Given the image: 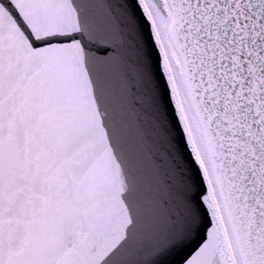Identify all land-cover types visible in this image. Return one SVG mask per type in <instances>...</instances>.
Masks as SVG:
<instances>
[{"label": "snow or ice", "instance_id": "1", "mask_svg": "<svg viewBox=\"0 0 264 264\" xmlns=\"http://www.w3.org/2000/svg\"><path fill=\"white\" fill-rule=\"evenodd\" d=\"M0 264H264V0H0Z\"/></svg>", "mask_w": 264, "mask_h": 264}]
</instances>
